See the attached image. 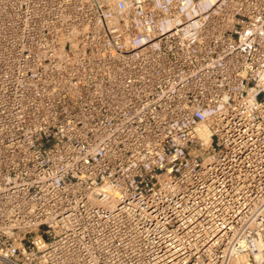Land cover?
<instances>
[{"label": "built area", "instance_id": "1", "mask_svg": "<svg viewBox=\"0 0 264 264\" xmlns=\"http://www.w3.org/2000/svg\"><path fill=\"white\" fill-rule=\"evenodd\" d=\"M0 264H264V0H0Z\"/></svg>", "mask_w": 264, "mask_h": 264}]
</instances>
